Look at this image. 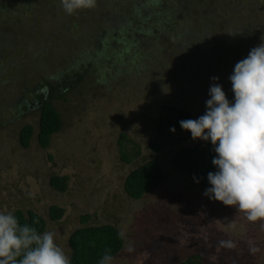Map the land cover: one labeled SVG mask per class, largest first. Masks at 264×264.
Returning a JSON list of instances; mask_svg holds the SVG:
<instances>
[{"label":"rangeland","instance_id":"1","mask_svg":"<svg viewBox=\"0 0 264 264\" xmlns=\"http://www.w3.org/2000/svg\"><path fill=\"white\" fill-rule=\"evenodd\" d=\"M131 1L97 0L95 9L69 15L61 0H37L21 14L28 21L22 26H17V14L10 18L0 13V213H36L46 222L44 232H54L67 255L68 237L75 229L113 225L125 238L112 264H180L193 256L201 264H264V222H249L234 207L204 196L211 187L207 178L196 183L171 167L172 154L199 139L176 128L173 133L171 121L158 131L163 107L189 112L190 119L204 115L213 83L222 85L234 103L229 77L239 61L264 43V0H161L143 25L127 18L121 33H112L111 25L116 21L118 26L129 4L140 0ZM201 2L208 11L205 16ZM159 19L181 35L173 38H192L196 45L198 38H205V49L185 48L188 57L177 59V45L166 39L170 34L163 35ZM94 37L110 38L107 52L93 53ZM79 66L87 67L81 83L53 104L61 130L42 148L36 141L38 114L34 108L24 109L22 96L29 102L43 78L59 79ZM26 124L33 135L23 148L18 131ZM128 140L139 156L124 164L118 142L126 143L130 155L138 152L131 151ZM146 160L158 162L163 181L131 200L123 193V180ZM52 175L66 178L65 191L49 187ZM51 206L62 210L57 221L48 217ZM82 216L88 217L83 224ZM222 240L236 246L223 248ZM129 241L133 253L126 251ZM251 246L259 251L250 252Z\"/></svg>","mask_w":264,"mask_h":264},{"label":"clouds","instance_id":"2","mask_svg":"<svg viewBox=\"0 0 264 264\" xmlns=\"http://www.w3.org/2000/svg\"><path fill=\"white\" fill-rule=\"evenodd\" d=\"M61 3L69 15L97 6V0ZM211 79L218 81L219 77ZM229 79L234 103L227 99L222 85L213 83L205 114L179 123L193 140L210 141L217 154L212 160L217 171L208 173L211 187L203 195L234 207L249 222H264V43L235 65ZM170 131L175 133V127ZM119 236L125 238L123 232ZM54 237L52 231L39 233L34 227L21 225L11 212L0 213V264H71ZM219 245L229 249L236 246L231 240H222ZM126 251L135 252L131 241ZM257 251V247H250V252ZM113 259L106 252L99 264H112Z\"/></svg>","mask_w":264,"mask_h":264},{"label":"trees","instance_id":"3","mask_svg":"<svg viewBox=\"0 0 264 264\" xmlns=\"http://www.w3.org/2000/svg\"><path fill=\"white\" fill-rule=\"evenodd\" d=\"M35 1L37 0H6L5 2H0V13L4 12V14L9 15L10 18H14V15L17 14V26L26 25L25 23L28 21L24 20V16L21 17V14H26L27 11H29V8L31 6L33 7ZM52 1L53 0H49V4L52 3ZM102 1L105 3V0ZM195 1L200 2V0ZM133 2L134 0L131 1V3ZM162 2L163 1L161 0H140L135 4H129L130 9L127 10L126 16L120 17L118 19V26H116V21L114 24H112L114 26L111 25L112 33L120 34L123 26L128 24V21L126 22L127 18H137L138 21L143 25L144 22L150 17H154L155 13H153L151 9L157 7L158 5H162ZM191 4L194 5V1ZM195 5L198 4L195 3ZM174 8L171 10L166 8V10H168V12H176L177 9L174 10ZM199 8L201 9L200 11L202 15H207L208 11L204 8L202 2L200 3ZM88 11L89 10H86V12ZM161 11L162 10L160 9L159 12ZM164 13L167 12H163L162 15ZM156 14L159 13L156 12ZM8 21H13V19ZM5 25L10 26L11 22H6ZM157 25L162 27L163 35L170 34L171 38L166 39H171V41L176 43V47L178 49L176 53V56L178 57L177 59L184 60V57H188L187 55H189L188 53L190 50L195 51V48L197 50L205 47V38H198V44L196 45V42L192 41V38H173V36L180 37L181 35L178 34V31H170L171 29L168 30L167 27L169 26L166 25L169 24L163 19H159L157 21ZM6 26L4 30L6 29ZM158 34H160V32H158ZM94 38H96V40L93 53L102 55V53L107 52L108 47L106 42L109 41L110 38ZM156 39L160 38H154V42ZM5 40L6 38H1V41L4 42ZM185 48L189 51L187 52ZM183 54L184 56H182ZM88 65L89 64H87V66ZM85 72H87V67L84 68L79 66L75 72L65 74L63 76L61 75L62 77L59 79L50 76L47 79L43 78L41 82H38L33 87V94L31 98L32 101L28 103H30L33 108L36 109L38 114L36 141L42 148L48 146L51 136L59 132L62 127L59 112L53 105L54 102L59 98L65 99L64 96L66 92L69 93L75 90V88L81 83ZM50 78L53 81H50ZM24 99L25 97L22 96V101H24ZM163 109L165 110V114L160 118V126L158 127V131L163 132L162 124L168 123L169 121L172 122V125L175 126L177 131H185L181 128L179 122L181 120L190 119V113L181 109H176L175 107H163ZM32 135L33 128L30 125L26 124L21 126L18 131V142L20 146L27 148ZM121 140H125V136L121 135ZM125 142L132 144L131 151H138V149H136V145L133 144L131 140ZM118 145L120 154L119 157L124 164L130 163L132 157L134 159L135 157L139 156V151L134 155H130V151L126 150L124 147L126 143L120 141L118 142ZM150 146L152 150L159 151V147L157 145L150 144ZM216 155L217 154L215 153L213 145L210 141L199 140L192 146L182 147L176 150L170 158V164L174 170L181 173H186L189 178L193 179L196 177L199 181H202L203 179L207 178L209 172L217 171L216 167L212 164V160ZM65 181V177L52 175L50 176L48 183L49 187L54 191L63 192L66 189ZM162 181L163 172L158 162L155 160L142 161L124 178L122 184L123 193L131 200H138L143 195L151 193L160 187ZM11 213L16 216L21 225L27 224L30 227L36 228L37 232L39 233L44 232L46 222L36 213L29 210L23 212L20 209H15ZM61 215L62 210L57 206H51L49 208L48 217L51 221H57L61 218ZM87 218V216L81 217L82 224L87 220ZM119 233V230L115 226L109 224H83L81 227L75 229L68 237V245L70 249L68 256L70 257L71 264H99V261L106 252L114 257L123 247V239L120 238ZM180 264H201L200 257H189Z\"/></svg>","mask_w":264,"mask_h":264},{"label":"flooded vegetation","instance_id":"4","mask_svg":"<svg viewBox=\"0 0 264 264\" xmlns=\"http://www.w3.org/2000/svg\"><path fill=\"white\" fill-rule=\"evenodd\" d=\"M30 101H32V100H30ZM30 101H29V102H30ZM23 104H24V106H25L26 109H29V108L32 109V108H33V106H32L30 103H28V102H24V101H23ZM25 108H24V109H25ZM34 109H35V108H34Z\"/></svg>","mask_w":264,"mask_h":264}]
</instances>
